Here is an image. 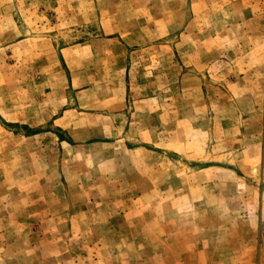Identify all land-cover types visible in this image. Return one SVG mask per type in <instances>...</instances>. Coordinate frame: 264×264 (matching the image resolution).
Wrapping results in <instances>:
<instances>
[{"label":"rangeland","instance_id":"rangeland-1","mask_svg":"<svg viewBox=\"0 0 264 264\" xmlns=\"http://www.w3.org/2000/svg\"><path fill=\"white\" fill-rule=\"evenodd\" d=\"M0 264H264V0H0Z\"/></svg>","mask_w":264,"mask_h":264},{"label":"crops","instance_id":"crops-1","mask_svg":"<svg viewBox=\"0 0 264 264\" xmlns=\"http://www.w3.org/2000/svg\"><path fill=\"white\" fill-rule=\"evenodd\" d=\"M72 86L74 88L76 87V85H72ZM85 86H87L86 83L82 85L81 89ZM111 86L115 88V96H117V98H115V96L113 98L112 93L110 92L108 93L110 96L107 100H105L104 104L106 106V111L108 112L109 115H112L114 113H120L127 109V87L125 83H111V85H108V87ZM69 112L72 111H67L64 116H60L59 118L54 120V123L60 129L69 131L73 127V125L79 124V121L74 122L73 120L69 119V116H71V115H67Z\"/></svg>","mask_w":264,"mask_h":264}]
</instances>
